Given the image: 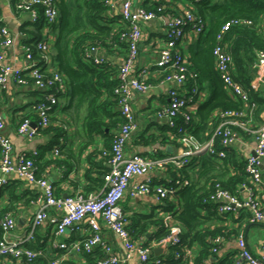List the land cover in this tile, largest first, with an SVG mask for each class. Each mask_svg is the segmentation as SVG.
<instances>
[{"label":"built area","instance_id":"built-area-1","mask_svg":"<svg viewBox=\"0 0 264 264\" xmlns=\"http://www.w3.org/2000/svg\"><path fill=\"white\" fill-rule=\"evenodd\" d=\"M135 0H108L112 8L116 2L121 3L120 15L127 23V32L122 33L128 40V49L123 64L118 71L119 85L115 89L118 95V105L123 118L116 138L112 143L109 160L110 170L105 175L104 184L97 192L85 194L76 191L72 194L59 195L53 181L48 177L38 178L37 166L33 159L26 153L14 157L13 144L4 133L5 121L0 116V146L2 157L0 158V192L10 183L15 175L27 182L38 184L42 193L32 200L36 210L30 222L29 229L21 234H14L16 219L13 212H1L0 207V264H45L41 258L47 255L41 249H32L28 246L35 240L36 230L46 222L52 226V246L56 251L53 260L49 264H68L73 254L91 253L99 247L104 255L99 257L97 264H130L138 255L141 264H164L161 257L172 246L180 243L181 228L171 222V213L163 215L169 233L159 239H151V233L135 235L130 226L129 215L122 208V202L127 194L131 198L142 195H153L161 204L165 199L173 198L175 193L188 185L190 180L178 173L175 177L164 179L162 182H154L151 174L157 169H167L169 166L177 170L189 164L193 157L207 153L215 159H222L227 155V149L233 146L241 136V131L254 138L255 155H248L245 160V171L248 179L241 183L236 193H231L216 185L210 201L217 202V211L221 216L236 213L239 210L248 211L249 221L252 223L264 222V175L262 163L264 160V121L257 124L253 117L257 103L252 101L251 93L240 81L234 77L233 54L229 46L223 42V34L236 24H251L250 20H232L226 22L222 32L218 36V43L214 47L213 55L216 67L229 93L245 106L240 111L226 110L216 113L217 124L212 135L206 141H200L190 130L189 125L197 112L198 98L201 90L195 81L188 88L187 82L196 75L189 69L188 57L181 47L190 38L204 35L207 30V22L202 15L193 8L182 7L174 15L157 14L155 10H148L144 4L135 5ZM201 1V0H200ZM41 4L44 7V17L48 24L58 20L57 0H20L17 8L29 10L31 5ZM165 5L158 7V12H163ZM33 21L38 19L35 10L29 11ZM166 16H168L166 18ZM155 19L165 20V31L162 39L157 44L158 59L153 66L137 68L140 43L144 39L142 24ZM3 38L0 44V86L6 87L10 79L18 85H30V79H34V85L39 89L53 87V91L45 95V98L33 105V110L40 117L38 123L32 122L29 117L19 119L16 133L28 140L37 137L38 127H47L51 124L53 107L62 103L61 94L67 92V83L64 76L57 72L51 64V45L46 36L42 37L37 48L42 53V60L34 59L32 53L23 46L28 64L24 67H16L7 61L6 52L13 44L14 37L8 27L0 29ZM98 50L91 47L88 56H92L94 62L102 63L104 59L98 56ZM257 67L264 74V50H256ZM159 71L163 81H173L176 86L168 92L169 103L165 108L159 109L156 114L165 124L171 128H178L181 136L178 141L182 152L168 154L161 157L145 156L139 152L127 154V145L138 128L131 101L137 92H146L151 86L150 76ZM44 70L53 71V77L44 81ZM61 92L60 95L57 93ZM181 117L184 126L176 122ZM34 123V125H33ZM68 129V127H67ZM220 141L221 148L217 147ZM59 145L53 147L54 156L59 154ZM37 154V151H33ZM145 176L144 180H137ZM52 209L60 214H51ZM177 209H180L178 204ZM68 231L78 233L79 237L65 240L63 237ZM112 232L118 239L113 244L106 236V232ZM223 238L217 237L216 243ZM240 260L237 264H264V241L260 244L258 252H253L243 235L238 236ZM162 248L163 252L155 254V249ZM219 248H213L217 253ZM185 261L193 258L191 248H185ZM181 254L176 253V257Z\"/></svg>","mask_w":264,"mask_h":264},{"label":"trees","instance_id":"trees-1","mask_svg":"<svg viewBox=\"0 0 264 264\" xmlns=\"http://www.w3.org/2000/svg\"><path fill=\"white\" fill-rule=\"evenodd\" d=\"M107 1L57 0L59 14L57 22L53 24H48L46 21L43 14V5L33 4L30 9L37 12L38 19L28 24V26H32L31 30L27 29V25H24L20 30L23 46L32 53L34 59L42 61V53L37 48V44L43 37V28H51L57 35L49 54L51 64L57 69L58 73L64 76L67 83L66 94L57 93L58 95L61 94L62 102L68 99L69 105L62 107V110L65 108L71 110L72 115L69 116L73 121L74 114L76 113L79 116L81 109L86 106L81 126L83 138L80 143V152L95 144L99 136L105 140L104 148L101 149L96 146L87 154L89 167L85 175L88 183L79 190L85 194L97 192L103 186L105 175L110 170L109 160L111 158L112 143L124 122L118 105V95L115 93V89L119 85L117 75L121 65L116 67L105 59L102 63H96L91 55H87L91 47L98 51H111L112 48L118 47L125 49L127 52L128 40L121 36L122 33L127 32V23L120 14L110 15L111 7ZM176 1L180 0H152L143 4L147 6L148 10L157 11L158 15H174L177 12ZM188 1L192 5L191 8L202 15L208 24L205 36L203 37V34L199 35L195 45H189L186 50L181 47L183 53L188 57L190 71L196 75L195 78L187 82V87L190 88L196 81L200 90L206 85L213 91V95L198 108L189 125V130L200 141H206L212 135L217 124L216 112L240 111L245 106L241 100L234 98L225 87L213 55L214 47L218 43V36L222 32L223 25L228 21L245 19L252 22L248 25H233L229 31L223 34V42L229 46L233 54V64L236 65L234 77L249 89L252 101L259 102L261 108L264 107V100L258 98L259 94L249 88V76L240 70L242 67L240 65L242 64V49L246 51L250 49L264 50V0ZM162 5H165V9L163 12H158V7ZM30 9L18 8L17 11H30ZM2 27H6V25L0 21V29ZM2 40L0 32V44ZM43 73L44 81L52 78L54 74L50 70H44ZM30 81L32 93L37 98L35 103L44 99L46 94L56 91L53 87L39 89L34 85V79H30ZM0 88L1 90L5 89L2 86ZM63 105L61 103L53 107L50 125L38 127L37 129V136L49 134L53 138L50 145L45 147L46 149H50L53 145L60 146L58 156L47 160L41 152L37 151V154L33 152L26 153L37 166L36 175L38 178L47 177V175H44L46 173L45 168L51 164L67 162L68 170L73 167V161L68 162L66 159H73L75 153L62 144V139H65V133L68 132L67 125L70 121H66L60 115L54 113L59 106ZM24 116L29 117L34 123H38L40 120L39 115L35 112L21 115L20 118ZM176 123L180 127L184 126L181 117L177 119ZM115 128H117L116 132H114ZM178 128H171L165 123L161 125L162 141L178 140L181 136ZM241 133L243 132L241 131ZM155 137L150 135L148 139L151 142L156 140ZM217 147L221 148L219 139ZM2 150L0 146V158L2 157ZM65 156L67 158H64ZM168 172L174 177L178 173H182L190 180V183L177 191L173 198L165 199L163 202L162 206L165 213H171V222L178 224L181 228V241L178 245L170 247L161 257L164 264H189L187 259L186 261L184 259L185 248H192L193 245H196L199 247V252L197 256L193 255V261L196 264H205L206 259L216 254L213 248H219L220 246V243L214 241L217 237L228 238L232 234L240 235L239 230L236 228L227 229V227L213 224L215 218H218V203L210 201L209 198L214 193L217 184H220L222 188L231 193L238 191L241 183L248 179L245 171V160H234L229 152L222 159H215L204 153L193 157L191 162L180 170L169 166ZM22 198L23 194H16L12 190L11 201L13 203L20 201ZM35 198H31L30 201ZM178 204L180 209H177ZM0 207L3 213L13 212L11 207ZM229 214H235L238 222L250 217L249 212L245 210ZM129 220L135 235L150 232V238L154 240L169 233V228L166 227L162 217L155 218L153 215L147 214H129ZM28 246L32 249L43 250L47 256L41 258V260L45 264H49V261L55 257L44 249V243L32 242ZM176 253L181 254L180 257H176ZM83 255L88 264H97L96 260L104 254L99 247H96L91 253H84ZM228 261V264H233L231 260Z\"/></svg>","mask_w":264,"mask_h":264},{"label":"crops","instance_id":"crops-1","mask_svg":"<svg viewBox=\"0 0 264 264\" xmlns=\"http://www.w3.org/2000/svg\"><path fill=\"white\" fill-rule=\"evenodd\" d=\"M20 0H0V21L4 23L11 34L14 37L13 44L9 47L6 52L7 61L16 67H24L28 64L25 57V51L23 44L21 43V28L27 25V29L31 30L32 26H28L29 23H33L31 13L29 11H17V3ZM146 1L152 0H135V5L143 4ZM177 11H181L182 7H192L188 0H180L175 2ZM121 10V3L116 2L110 10V15H119ZM168 16H166L167 18ZM144 39L140 43V54L138 59L137 68L140 69L145 66H153L158 59L157 42L162 39L165 31V20L155 19L142 24ZM43 37L46 36L51 46L54 45L57 38L56 33L51 28L44 27L42 30ZM197 43V37L190 38L184 42L182 48L186 50L189 45H195ZM256 50H245L241 51L242 70L246 73L249 78V88L258 93V98L264 100V74L261 72L256 64ZM98 56L105 60H108L116 67L120 66L124 62L126 50L123 48L114 47L111 51L99 50ZM238 70V69H237ZM236 71V65L234 64V72ZM162 75L159 71L153 72L150 76V82L152 86L146 92H136L131 101L132 110L135 114L138 128L133 133L127 148V154L139 152L145 156L159 157L160 155L178 154L182 152L181 144L178 140L162 141V131L160 126L165 122L159 118L156 112L159 109L165 108L169 103L168 92L171 88L176 86L173 81H163ZM243 79V78H242ZM32 86L18 85L13 79H10L4 90L0 88V116L5 121L4 133L8 136L13 144V153L15 159L23 153L38 151L44 154V158L49 160L54 158L51 146L50 149L45 147L50 145L53 139L49 134H42L37 136L33 140H28L24 137L18 136L16 129L21 115H27L34 113L33 105L37 100L36 96L33 95ZM213 91L205 85L202 87L201 94L198 98V108L205 103L211 96ZM64 105L59 106L54 113L60 115L66 121H70L68 126V132L65 133L62 144L65 148L71 149L75 153L73 159L67 158L69 162L73 161V167L69 168L66 166L67 162L59 164H51L46 167V173L56 187L57 194L62 196L72 194L77 190H81L88 182L86 177V170L89 167V159L87 154L93 150L96 146L101 149L105 146V140L102 137H97L95 144L88 146V148L80 152L81 141L83 133L81 132L82 119L86 112V106L81 109L79 116L75 115L73 121L70 116L72 115L71 110L66 108L62 110V107L69 105L68 99L62 102ZM33 104V105H32ZM259 108L253 120L259 124L264 121V107L261 108L259 102H257ZM198 108L196 111H198ZM197 113V112H196ZM195 113V114H196ZM217 113V112H216ZM215 113V114H216ZM70 115V116H69ZM117 131L115 128L114 132ZM156 136V140L149 141V136ZM149 141V142H148ZM254 138L251 135L242 133L240 139L231 147L227 149V152L231 154L234 160H246L247 156L252 154L254 151ZM43 149H45L43 151ZM169 149V150H168ZM44 169V170H45ZM262 171L264 175V160L262 163ZM196 174V172H195ZM172 174L167 169H157L151 174V178L154 182H161L164 179L170 178ZM194 176V173H193ZM145 176L138 177L137 180H144ZM13 181L17 182L14 183ZM14 183V184H13ZM12 185V187H11ZM12 190L16 194H23V198L20 201H11ZM42 193V188L35 183L27 182L13 176L10 183L5 185L0 192V206L11 207L14 217L16 219V228L14 234L21 235L25 233L29 227L30 222L35 213L36 205L30 201L31 198H35ZM161 204H159L153 195H142L137 198H131L128 194L125 200L122 202V208L129 214H147L153 215L155 218L162 217L165 211L161 210ZM51 214H60L59 211L52 209ZM235 214H227L221 216L218 214L214 220V225L220 227H227V229H238L240 233H243L249 248L257 253L260 244L264 241V222L252 223L249 219L241 220L240 222L236 219ZM107 238L113 243L117 244L119 241L116 236L107 231ZM83 236L78 233L68 231L63 239L68 240L74 237ZM52 238V226L46 222L44 225L36 230V236L34 243H44V249L54 255L58 249L54 248L51 243ZM193 255L197 256L199 247L193 245L191 248ZM228 260H231L233 264H237L240 260L239 247H238V236L232 234L228 238H223L219 250L216 254L211 255L205 260V264H228ZM68 264H88L83 254H73L68 260ZM130 264H141L138 255H136ZM189 264H196L191 257Z\"/></svg>","mask_w":264,"mask_h":264},{"label":"water","instance_id":"water-1","mask_svg":"<svg viewBox=\"0 0 264 264\" xmlns=\"http://www.w3.org/2000/svg\"><path fill=\"white\" fill-rule=\"evenodd\" d=\"M33 125H34V123H33ZM252 155H255V153H252ZM154 252H155V254H160L161 252H163V249L162 248H157V249H155Z\"/></svg>","mask_w":264,"mask_h":264},{"label":"rangeland","instance_id":"rangeland-1","mask_svg":"<svg viewBox=\"0 0 264 264\" xmlns=\"http://www.w3.org/2000/svg\"><path fill=\"white\" fill-rule=\"evenodd\" d=\"M205 36V34L203 35V37Z\"/></svg>","mask_w":264,"mask_h":264}]
</instances>
